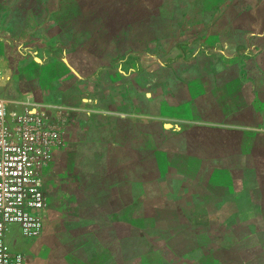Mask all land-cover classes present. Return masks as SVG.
<instances>
[{"label":"rangeland","instance_id":"374dc122","mask_svg":"<svg viewBox=\"0 0 264 264\" xmlns=\"http://www.w3.org/2000/svg\"><path fill=\"white\" fill-rule=\"evenodd\" d=\"M4 1L9 24L16 29L27 25L36 60L45 53L34 51L44 38L48 47L62 48L54 57L80 76V90L88 97L96 96L95 89L99 94L104 90L111 103L125 105L128 112L141 108L137 121L117 122L111 131L107 123L99 125L103 139L126 138L128 145L139 146L161 126L179 128L176 135L188 127L186 139L172 136L170 129L168 139L162 132L148 140L172 141L177 154L169 165L173 189L194 192L203 184L209 192L195 201L181 198L187 218L159 212L155 229L145 225L141 234L132 221H146L154 215L151 210L139 214L142 203L129 196L122 202L107 200L103 183L88 185L97 168L86 164L74 169L69 160L59 171L49 167L51 159L42 179L47 201L43 233L29 241L11 227L7 236L12 247L17 241L11 249L23 253L25 264H178L184 254L185 264L200 254L223 264H264V126L253 131L199 121L181 125L159 116L168 92L162 84L174 76L181 86H169L179 98L204 94L202 115L213 102L227 114L236 109L233 105L245 108L246 103L249 110L254 103L264 104V35L250 36L264 33V0ZM49 70L47 80L54 77ZM29 104L45 111L61 130L63 106ZM233 130L243 131L238 143ZM134 158L128 149V161ZM143 162L141 175L131 172L143 180L132 198L143 199L149 208L166 187L156 179L155 159ZM125 257L139 259L133 263Z\"/></svg>","mask_w":264,"mask_h":264},{"label":"crops","instance_id":"0c3cea01","mask_svg":"<svg viewBox=\"0 0 264 264\" xmlns=\"http://www.w3.org/2000/svg\"><path fill=\"white\" fill-rule=\"evenodd\" d=\"M8 6L7 1H0V99L9 102V108H16L18 110L21 109L20 105L29 104L31 101L45 104H58L64 107L66 111H64V118L61 120L60 125L62 130V143L54 150L49 167L63 171L62 165L69 160L74 169L75 167L76 169L85 167L86 164H88L89 166L97 168L99 171V173L96 172L89 175L90 177L87 178V180H89L88 185L92 186V184L95 183H103L108 191L106 196L107 200L122 202L126 201L129 196L130 199L142 203L139 208V214L144 209H149L152 213L153 211H161L162 208L158 206L152 207L151 205L149 208H144L147 206H144L143 199L132 198L133 195L135 196L134 190H137V187L141 186V183L143 184V180L141 178L132 177L131 172L141 175L140 167L143 168V160H148V154L145 156L143 155L142 144L140 143L139 146L136 145V143L128 145L124 137L122 140L118 138V140L114 139L108 141L103 139L98 132V128H100L99 125L103 123H107V130L111 131L117 122L126 120L137 121V118L142 117L143 112L140 110L141 108L137 109L135 106L133 111L128 112L126 111L125 105L121 107V103H119L118 106L117 104L111 103V101H109V93H106L104 90L102 91L103 93L99 94L100 92L95 89L93 93H95L96 96L93 95L92 98L88 97L80 90V76L74 74L67 65L63 63L60 64L59 62H61V60L54 57L53 54L62 48L54 44L48 47L44 38L43 42L41 41L44 44L35 47L34 51L40 53L41 50H45V53L42 56L43 58L36 60L33 54H30L32 51L28 44L30 32L29 29H27V25L22 23V27L17 29L14 27V24L10 23V25L7 21L8 15L3 14V10L7 9ZM19 35L22 37H18ZM253 35L263 36L264 33H252L250 36ZM48 52L51 54H49V56L45 55ZM48 61H50V63ZM52 68H55L54 71ZM48 69H51L49 71L54 73V77L51 80L46 79ZM251 70L252 69H250L249 72H252ZM175 80L177 81L175 76L167 78L166 81H164L166 83L162 84V87L168 88V92L161 101L163 105L165 104L166 109L161 111L159 115L161 116L160 119L165 117L174 123L180 122L182 123L181 125L192 121L205 122L202 121V118L192 116L191 114L193 112L195 113L196 109L200 112L199 106L202 97L198 98L196 97L197 95H194L181 99L176 95V91L175 93H171L173 91L170 90V86H181V84ZM181 83L184 85L183 82ZM96 92L98 94H96ZM212 104L214 107H211L213 110L210 111H215L216 113L226 111L222 106H219L218 103L213 102ZM233 106L237 109L236 105ZM249 109L257 113L259 118L257 126L251 128L253 131H257L260 127L264 126V104L255 105L254 103L253 108L249 107ZM49 112L52 115L56 114L55 111ZM206 123L209 122L206 121ZM214 124L222 126L229 125L224 122H215ZM229 126L233 128L236 127L233 124ZM171 127L172 126L165 128L173 130V133L179 131V128L173 129ZM184 128L180 129V135L184 136V134L188 132V129ZM172 136L175 137L174 134ZM135 137L138 136L135 134ZM174 137L172 139H174ZM164 144L157 145V148L160 149L161 147V150L166 152L169 158H175L177 154L174 153L172 141L167 142L166 145ZM175 148L176 147H174V149ZM128 149L134 152L135 155L134 159H129L130 161L127 159ZM155 151H157V149L153 152ZM146 164L150 167L149 163ZM43 174L42 179H45L46 171L43 172ZM162 178L163 177L160 175L156 177L158 181H162V185L164 184L165 186L166 184L167 187V185L173 184V179L170 181L168 180L166 183V180ZM160 191H162V193L157 200L163 197L166 192L162 188ZM171 191L176 193L179 189L174 188ZM183 197H189V195L184 196V192L180 190L177 198L181 199ZM179 207L174 210L166 209V211L171 210L172 214L186 215L185 210L181 207L180 211ZM122 212L123 215L126 216V208H123ZM108 214H111L110 209L108 210ZM167 247L169 248V242L168 245H166V248ZM185 255L186 254L181 256L177 255L179 256L178 264L186 263L185 259H182ZM187 256L185 258H188ZM204 259H207V264H223L213 259L211 255L208 256L203 254H200L196 259H192V261H189L187 264H198L199 262L202 264Z\"/></svg>","mask_w":264,"mask_h":264},{"label":"built area","instance_id":"2783aa9c","mask_svg":"<svg viewBox=\"0 0 264 264\" xmlns=\"http://www.w3.org/2000/svg\"><path fill=\"white\" fill-rule=\"evenodd\" d=\"M10 109L0 99V264H25L23 253L7 243L11 227L25 240L38 238L45 227L43 171L62 143V132L45 111L30 104Z\"/></svg>","mask_w":264,"mask_h":264},{"label":"trees","instance_id":"16d2710c","mask_svg":"<svg viewBox=\"0 0 264 264\" xmlns=\"http://www.w3.org/2000/svg\"><path fill=\"white\" fill-rule=\"evenodd\" d=\"M167 65H165V67ZM227 85H229V83H227ZM206 95H209V93H206ZM203 96H204V94H202V95L199 94L196 97H198V98L202 97L203 98ZM244 106H245V108L243 106H240V107L237 106V109L233 110V112L229 113V114H227L225 111L218 112L217 114H214L213 111H208V112H205L204 115H202L201 111L199 112V110H197V113L193 112L191 114H192V116H198V117L202 118L203 119L202 121H205V122L207 121V122L213 123V124L215 122L216 123L224 122V123L229 124V125L233 124L236 127H243V128H253V127L257 126V124L259 123V118L257 116V113H255L251 109L247 110L248 107L246 108V103H245ZM212 107H214V106L212 105ZM210 110H213V109H210ZM245 110H247V112ZM183 128H180V129H183ZM184 129H188L189 130L188 127H185ZM168 130L170 131V129H166L164 126H161L160 129H157V130L152 131V132L151 131L148 132V134L150 136H144V137H147V141H145V145H142V147H143V155L145 156L146 154H148V160L155 159V163H156L155 167L159 171L158 175L163 177L162 179H165L166 183L168 182V180L170 181V180L173 179L172 174L174 175V171L172 172V169L169 166L170 162H171L170 158L168 159L167 158L168 156H167L166 152H163L161 150V147H160V149L157 148V145H161V144H164V143H165L164 145H166L167 142H169L168 140H165V139H168V136H170L168 134ZM162 132L165 134L164 135V138H165L164 140H161L160 142H157L155 144L152 143V142L149 143L150 142L149 140L153 136L158 137V136H160V134ZM176 132H178V131H175V133H173L175 136H182V138L184 137L186 139L185 135L184 136L183 135H176ZM242 132L243 131H233V132H231L232 134H234V136L238 135V139H236V143H238L240 141L241 136H242ZM149 137H150V139L148 140ZM223 137H226V135L222 136V138L219 139L222 142L225 141V139H223ZM229 140H230V138H229ZM186 145H188V142H186ZM223 148H226V146H223ZM156 149H157V151L153 152ZM154 156H155V158H152ZM214 160L212 162H214ZM169 174H171L170 175L171 178L167 179ZM165 187H166V184H165ZM172 189H173V187L171 185H167V187L165 188L166 192L164 193L163 197H161L159 200H156L155 202H153V204H151L152 207H157V206L161 207L162 208L161 211H157V212L153 211L154 215L151 218L147 219L146 221H143L142 223H139L136 219H134L132 221L133 227H137L139 232H141V234H142L143 229H145V227H144L145 225H147V227H150L152 225L151 229H155V222L159 221V219H157V214L159 212L160 213L162 212V214H165V216H166V215H168L171 212V210H167L166 211V209L174 210L175 208L177 209V207H179V206H180L179 210L181 211V207H182V205L180 203L181 199L177 198L178 194L180 192V189H179V191L176 192L177 194L174 191H171ZM200 190H199V187H198V189L196 191H194V192L189 191V190L185 191L184 192V196L190 194L189 197H185V199H192L193 201H195L197 197H201L200 195H202V193L204 191L206 193H209L207 188H204L203 184L200 187ZM142 213H143V210H142V212L140 214L143 215ZM173 215L183 216L184 218H187V216L184 215V214H173ZM189 219H191V217ZM164 221H165V219H164ZM181 224H182V226L184 225V223H182V222H181ZM191 229H193V232L196 231V229L194 227H192ZM164 244L166 245V243H164ZM145 253H146V251H145ZM203 255H205V254H203ZM126 259H127V261H131V262L135 263V261L136 260L138 261L139 258L137 259L136 257H128Z\"/></svg>","mask_w":264,"mask_h":264}]
</instances>
